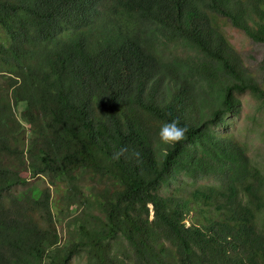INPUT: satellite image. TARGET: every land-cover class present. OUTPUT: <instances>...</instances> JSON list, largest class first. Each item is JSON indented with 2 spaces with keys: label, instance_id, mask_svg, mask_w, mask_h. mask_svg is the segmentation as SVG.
<instances>
[{
  "label": "trees",
  "instance_id": "1",
  "mask_svg": "<svg viewBox=\"0 0 264 264\" xmlns=\"http://www.w3.org/2000/svg\"><path fill=\"white\" fill-rule=\"evenodd\" d=\"M215 17L264 44V0H0V264H264V167L216 131L264 57Z\"/></svg>",
  "mask_w": 264,
  "mask_h": 264
},
{
  "label": "rangeland",
  "instance_id": "2",
  "mask_svg": "<svg viewBox=\"0 0 264 264\" xmlns=\"http://www.w3.org/2000/svg\"><path fill=\"white\" fill-rule=\"evenodd\" d=\"M219 30L225 35L230 45L237 51L243 66L252 74L254 79L261 81L262 62L264 57V44L253 42L243 32L233 28L227 20L215 17ZM240 109L237 116L227 115L229 125L226 129H216L217 132H228L242 142L254 163L264 167V109L258 107V103L250 94L238 96ZM23 106L16 108V114L20 118ZM25 125V124H24ZM27 127V125H25ZM28 188L38 185L31 181ZM19 189L17 195L26 191ZM58 233L64 237V228L58 227ZM72 264H84L81 258H74Z\"/></svg>",
  "mask_w": 264,
  "mask_h": 264
},
{
  "label": "clouds",
  "instance_id": "3",
  "mask_svg": "<svg viewBox=\"0 0 264 264\" xmlns=\"http://www.w3.org/2000/svg\"><path fill=\"white\" fill-rule=\"evenodd\" d=\"M188 129L186 126H181L178 119H172L169 122H165L160 127L157 136L159 143L166 147L162 148L164 155H167V146H175L176 144L181 143L187 138ZM127 148L121 147L113 153V159L119 160L125 156ZM134 155L138 158L139 153L136 152Z\"/></svg>",
  "mask_w": 264,
  "mask_h": 264
}]
</instances>
